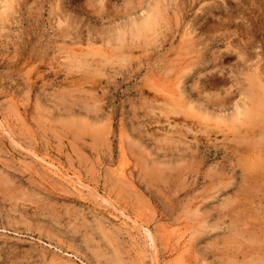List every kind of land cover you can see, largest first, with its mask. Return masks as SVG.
I'll return each mask as SVG.
<instances>
[{
    "label": "rangeland",
    "instance_id": "374dc122",
    "mask_svg": "<svg viewBox=\"0 0 264 264\" xmlns=\"http://www.w3.org/2000/svg\"><path fill=\"white\" fill-rule=\"evenodd\" d=\"M8 1L0 264L263 261L264 92L251 84L264 78V0ZM155 15L161 27L119 42Z\"/></svg>",
    "mask_w": 264,
    "mask_h": 264
},
{
    "label": "bare ground",
    "instance_id": "6f19581e",
    "mask_svg": "<svg viewBox=\"0 0 264 264\" xmlns=\"http://www.w3.org/2000/svg\"><path fill=\"white\" fill-rule=\"evenodd\" d=\"M8 1V0H7ZM99 1V0H98ZM102 1V0H100ZM19 2V1H18ZM103 2L105 3V1L103 0ZM5 3H8L9 6H7L6 8L8 10H10L11 8V11L13 10V6L14 4L16 3V0H9L8 2H5ZM22 3V2H21ZM102 4V3H101ZM130 4V3H129ZM103 5V4H102ZM128 5V4H127ZM105 7V5H103ZM59 7V6H58ZM103 7V8H104ZM107 8V7H106ZM105 9V8H104ZM211 11V10H210ZM209 13V12H208ZM157 15V11L155 13ZM159 14V12H158ZM139 15V14H138ZM155 15V16H156ZM158 17L160 16L161 18V15H157ZM154 17L152 18V20L150 19H146L145 20V25L143 26L142 23L136 25V26H130V27H127L128 29H125V31L122 32V34H120L121 36H119V42L123 43L126 40L128 39H135L134 36H136V33L137 30L134 29V28H138L139 31H142L141 33H144L145 31L148 32L150 28H158V27H161L159 26L160 24V21L158 23V17ZM206 16V15H205ZM133 18V17H132ZM206 18V17H205ZM62 20V18H61ZM72 20V19H71ZM148 20V21H147ZM60 21V20H59ZM58 21V22H59ZM64 20L63 21H60L59 23L60 24H63ZM67 22V21H66ZM69 22V21H68ZM71 22V21H70ZM67 24V23H66ZM65 24V26H67ZM59 25V24H58ZM162 25V24H161ZM141 28V29H140ZM151 30V29H150ZM156 31V30H155ZM140 34V33H139ZM131 39V41H133ZM228 42H232V41H228ZM126 43V42H125ZM118 45L115 46V48H121L122 45H120V43H117ZM127 46V45H126ZM121 50V49H120ZM122 51V50H121ZM122 53V52H120ZM119 53V54H120ZM126 54V53H125ZM121 56V55H120ZM123 56H121L122 58ZM122 60V59H121ZM120 60V61H121ZM123 64V63H122ZM259 73V72H258ZM263 75V74H261ZM259 76V75H258ZM251 88L252 90L251 91H254V94L256 93H262L264 92V78H261L260 80H257V79H253V82L251 84ZM250 91V92H251ZM252 93V92H251ZM264 95V94H263ZM252 96H255V95H252ZM253 98V97H252ZM249 109V108H248ZM248 112L250 113V116L252 117V110L251 108L249 110H244V112ZM243 112V114H245ZM246 115V114H245ZM248 115V114H247ZM249 116V115H248ZM257 116V115H256ZM257 118V117H256ZM258 119V118H257ZM3 128V127H2ZM5 129V128H4ZM6 130V129H5ZM218 130V129H217ZM7 131V130H6ZM10 134V133H9ZM220 133H218L217 135H219ZM22 146V145H21ZM24 148V147H23ZM35 152V151H34ZM44 161L47 162V164L49 165V168L55 173L57 174L59 177L63 178L66 182H68L70 185H72L74 188L78 189L79 191L81 192H85V193H88V194H91L96 200H98L101 204H104L105 206H107V208L109 209V211L107 210L106 212L110 213L113 218L116 220V221H119V220H122V221H125L127 223H130L132 224L134 227H137L139 226V229L145 233L147 236L151 237V239L153 240V242H155V239H154V236H153V232L152 230L150 229V227L144 223L143 221H141L140 219H137L135 217H132L129 213L126 212V210L122 207H119L116 205L115 202H113L111 200L110 197L106 196L105 194L101 193L97 188H93V186L91 187L90 184L88 183H85L83 180H81L79 177L75 176V175H72V173H70L67 169H65V167L59 165V164H56V162L52 161V160H46L45 158H43ZM43 161V162H44ZM257 163V161H256ZM48 168V167H47ZM121 173L125 174V171H126V165L123 163L121 165ZM51 172V171H50ZM156 173V172H155ZM89 191V192H88ZM130 220H132V222H130ZM262 256V255H261ZM260 257V256H259ZM261 259V258H260ZM263 261H264V257H263ZM263 261L261 260L260 263L258 264H263ZM118 263V262H116ZM255 264H257V262L254 261Z\"/></svg>",
    "mask_w": 264,
    "mask_h": 264
}]
</instances>
